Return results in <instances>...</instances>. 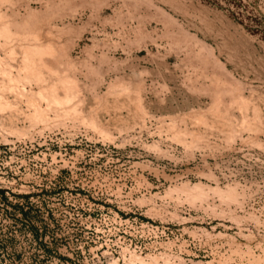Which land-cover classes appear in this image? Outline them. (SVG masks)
<instances>
[{"label": "rangeland", "instance_id": "1", "mask_svg": "<svg viewBox=\"0 0 264 264\" xmlns=\"http://www.w3.org/2000/svg\"><path fill=\"white\" fill-rule=\"evenodd\" d=\"M0 264H264V0H0Z\"/></svg>", "mask_w": 264, "mask_h": 264}, {"label": "bare ground", "instance_id": "2", "mask_svg": "<svg viewBox=\"0 0 264 264\" xmlns=\"http://www.w3.org/2000/svg\"><path fill=\"white\" fill-rule=\"evenodd\" d=\"M30 65V64H29ZM29 73V72H28ZM29 79V78H28ZM55 93V92H54ZM56 95V94H55ZM39 96V95H38ZM33 97V96H32ZM62 98V97H61ZM31 99V98H30ZM47 99V98H46ZM52 99V98H51ZM50 100V99H49ZM55 100H57V99H55ZM61 100V99H60ZM48 101V100H47ZM50 102V101H49ZM51 103V102H50ZM56 103V102H55ZM61 104V103H60ZM57 105V104H56ZM40 107V106H39ZM61 107V106H60ZM40 109V108H39ZM38 109V110H39ZM44 112V111H43ZM41 115V114H40ZM37 125V124H36Z\"/></svg>", "mask_w": 264, "mask_h": 264}]
</instances>
